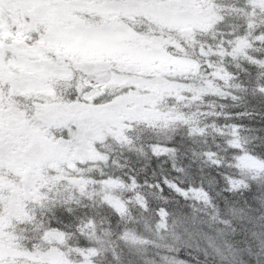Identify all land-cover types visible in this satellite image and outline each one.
<instances>
[{"label":"snow or ice","instance_id":"snow-or-ice-1","mask_svg":"<svg viewBox=\"0 0 264 264\" xmlns=\"http://www.w3.org/2000/svg\"><path fill=\"white\" fill-rule=\"evenodd\" d=\"M264 264V0H0V264Z\"/></svg>","mask_w":264,"mask_h":264},{"label":"trees","instance_id":"trees-1","mask_svg":"<svg viewBox=\"0 0 264 264\" xmlns=\"http://www.w3.org/2000/svg\"><path fill=\"white\" fill-rule=\"evenodd\" d=\"M194 264H195V262H194Z\"/></svg>","mask_w":264,"mask_h":264}]
</instances>
